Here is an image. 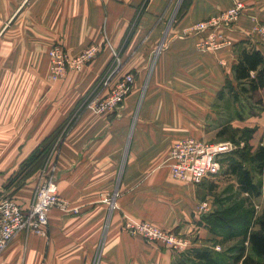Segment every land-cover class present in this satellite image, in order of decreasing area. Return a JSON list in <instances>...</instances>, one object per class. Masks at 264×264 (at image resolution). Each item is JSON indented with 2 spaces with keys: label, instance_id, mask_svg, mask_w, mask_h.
<instances>
[{
  "label": "crops",
  "instance_id": "obj_1",
  "mask_svg": "<svg viewBox=\"0 0 264 264\" xmlns=\"http://www.w3.org/2000/svg\"><path fill=\"white\" fill-rule=\"evenodd\" d=\"M235 3L247 8L225 33L233 45L197 49L205 35L186 31ZM254 17L264 22V0H0V188L26 207L42 171L55 169L59 195L81 210L53 209L48 237L21 233L0 264H174L206 248L225 251L200 211L228 203L216 202L217 182L177 180L167 159L187 138L240 148L246 136L253 152L264 146V88L234 71L244 51L263 56ZM92 45L101 51L82 71L51 80L52 48L78 56ZM116 55L119 75H134L135 86L116 112L99 114L87 100ZM59 133L40 169L24 168ZM222 176L240 192L235 175ZM252 201L264 210L263 194ZM127 219L175 232L188 249L132 236Z\"/></svg>",
  "mask_w": 264,
  "mask_h": 264
},
{
  "label": "built area",
  "instance_id": "obj_2",
  "mask_svg": "<svg viewBox=\"0 0 264 264\" xmlns=\"http://www.w3.org/2000/svg\"><path fill=\"white\" fill-rule=\"evenodd\" d=\"M243 3H235L228 10L201 21L186 32L193 35L207 34V37L197 44L200 51L217 50L224 46H232L231 40L224 35L233 30L245 13ZM253 33L264 42V24L256 23ZM101 51L100 45L86 48L80 55L72 56L60 47L50 51L51 79L59 81L71 71H82ZM114 61L96 84L93 94L87 104L99 114L116 112L132 92L135 77L131 73L119 75L120 59L116 55ZM262 72L264 75V53ZM120 76V77H119ZM95 95L94 97H92ZM57 141L56 146L59 145ZM239 146L233 142L208 143L194 138H187L175 143L167 159V167L172 176L185 183L200 185L206 179L217 177L222 172V160ZM55 169L45 168L35 188L31 203L24 207L20 205L10 193L0 188V257L7 250L10 243L21 233H34L40 237H48L50 213L58 209L62 214L78 215L81 210L72 206L59 195ZM264 192V182L262 186ZM108 204L111 198H105ZM203 214L211 213L208 203L200 207ZM123 229L132 236L141 237L149 243H155L164 248L182 253L188 249V244L180 236L164 231L147 221H133L127 219ZM186 247V249H185ZM220 250V248H217Z\"/></svg>",
  "mask_w": 264,
  "mask_h": 264
},
{
  "label": "trees",
  "instance_id": "obj_3",
  "mask_svg": "<svg viewBox=\"0 0 264 264\" xmlns=\"http://www.w3.org/2000/svg\"><path fill=\"white\" fill-rule=\"evenodd\" d=\"M262 64L260 52L244 51L234 68L236 79L249 81L254 90L264 88ZM260 67L258 75L253 78L252 72L258 71ZM244 132L249 133L248 130ZM245 137V146L222 160V170L225 175L231 173L236 176L240 194L247 196L237 205L212 212L205 217L210 232L222 238L223 247L229 243L234 245L222 252L206 248L194 253L193 259H181L174 264H264V210L258 216L254 210H250L255 206L253 198L262 194L264 146L253 152L248 144L249 138ZM54 140H45L28 163L23 165L24 168L29 166L31 171L40 169ZM246 205L249 209L245 208Z\"/></svg>",
  "mask_w": 264,
  "mask_h": 264
},
{
  "label": "rangeland",
  "instance_id": "obj_4",
  "mask_svg": "<svg viewBox=\"0 0 264 264\" xmlns=\"http://www.w3.org/2000/svg\"><path fill=\"white\" fill-rule=\"evenodd\" d=\"M246 6V5H245ZM246 8H247V6H246ZM245 11H246V9H245ZM252 21H253V25H255L256 23H259V24H264V22H262V21H260L259 19H256V17H254V18H252ZM226 33V32H225ZM225 33H224V35H225ZM203 35H205L204 36V38L203 39H205L206 37H207V34L206 33H204ZM260 38V37H259ZM202 39V40H203ZM228 39V38H227ZM55 47H57V46H55ZM90 47V46H89ZM102 47V46H101ZM225 47H230V46H224V47H222V48H220V49H217V50H206V52H208V51H212V52H215V51H219V50H221V49H223V48H225ZM88 48V47H87ZM196 48H197V46H196ZM53 49V48H52ZM51 49V50H52ZM50 50V51H51ZM80 55V54H79ZM49 57H50V52H49ZM121 66V65H120ZM50 70H51V59H50ZM128 74V73H127ZM66 77V76H65ZM64 77V78H65ZM50 78H51V71H50ZM63 78V79H64ZM52 80V79H51ZM62 80V79H61ZM53 81V80H52ZM60 81V80H59ZM67 131H68V129H67ZM66 131V132H67ZM64 137H65V134L63 133V134H60L59 133V135L57 136V137H55V140H54V142L52 143L53 145H51L52 147L51 148H56V147H58V145L56 146V143H57V141L58 140H60V143H59V145L61 144V142L63 141V139H64ZM219 143V142H218ZM222 174L225 176V174H224V170H222V172L220 173V175H218L217 177H213V178H208V179H213V180H210V181H212L213 183H215V182H217V188L219 189L218 190V194H216V195H219V196H216V202L217 203H219V202H223L224 201V198H226L227 199V201H228V203L223 207V203H221V209H225V208H229V207H231V206H235V205H237L239 202H241L243 199H244V196H241V194H240V192H236L235 190H234V186H235V184L234 183H231V182H233L231 179H229L228 180V178L226 179V178H224L223 179V176H222ZM215 179V180H214ZM207 180V179H206ZM263 182H264V178H263ZM263 182H262V186H263ZM216 184V183H215ZM262 194H263V196H264V192H263V190H262ZM224 195H226V197H224ZM216 203V204H217ZM254 208H252V209H250V210H254V213H255V215L256 216H258L260 213H261V209H258L256 206H253ZM245 208H247V209H249V207L246 205V207ZM125 223V222H124ZM164 231H167V230H164ZM167 232H171V233H174V234H176L175 232H172V231H167ZM24 233V232H23ZM177 235V234H176ZM181 238V237H180ZM184 240V239H183ZM145 241V240H144ZM185 241V240H184ZM13 242V241H12ZM11 242V243H12ZM186 242V241H185ZM10 243V244H11ZM234 243H229V244H227L226 245V247H225V249H228V248H230L232 245H233ZM10 246V245H9ZM8 246V247H9ZM8 249V248H7ZM185 249H186V247H185ZM224 250V249H223ZM222 250V251H223ZM6 252V251H5ZM4 252V253H5ZM3 253V254H4Z\"/></svg>",
  "mask_w": 264,
  "mask_h": 264
}]
</instances>
